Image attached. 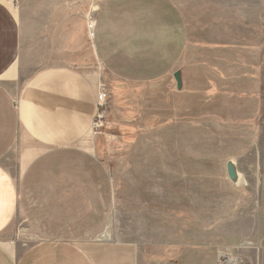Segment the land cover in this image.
I'll list each match as a JSON object with an SVG mask.
<instances>
[{"label":"rangeland","instance_id":"374dc122","mask_svg":"<svg viewBox=\"0 0 264 264\" xmlns=\"http://www.w3.org/2000/svg\"><path fill=\"white\" fill-rule=\"evenodd\" d=\"M172 1L187 30L180 88L173 73L130 82L106 70L92 43L106 0L55 18L54 60L93 70L105 101L86 138L88 160L44 161L24 177L20 210L0 233L14 255L44 240H114L135 244L137 264H224L223 255L264 264L261 0H248L246 16L221 1Z\"/></svg>","mask_w":264,"mask_h":264},{"label":"crops","instance_id":"0c3cea01","mask_svg":"<svg viewBox=\"0 0 264 264\" xmlns=\"http://www.w3.org/2000/svg\"><path fill=\"white\" fill-rule=\"evenodd\" d=\"M84 1L0 0V233L15 220L24 177L39 163L74 155L88 160L93 153L85 146L97 110L98 79L93 70L56 62L52 50L55 18L81 15ZM215 1L235 11L229 15H247L240 10L248 0ZM262 2L255 8L260 7L259 16ZM186 40L183 14L172 0H106L92 32L99 61L130 82L175 72ZM40 49L46 56L38 55ZM8 154L15 168L5 165ZM0 264H137V249L128 241L44 240L14 255L0 243Z\"/></svg>","mask_w":264,"mask_h":264},{"label":"built area","instance_id":"2783aa9c","mask_svg":"<svg viewBox=\"0 0 264 264\" xmlns=\"http://www.w3.org/2000/svg\"><path fill=\"white\" fill-rule=\"evenodd\" d=\"M96 101H97V110H96L95 118L92 122V125L95 123L96 118L100 117L99 108L103 105V103L105 101V94H104L102 88H99V90L97 91ZM220 261L223 262L224 264H232L233 259L230 256L223 255L222 258L220 259Z\"/></svg>","mask_w":264,"mask_h":264},{"label":"water","instance_id":"95a60500","mask_svg":"<svg viewBox=\"0 0 264 264\" xmlns=\"http://www.w3.org/2000/svg\"><path fill=\"white\" fill-rule=\"evenodd\" d=\"M173 77L176 81L177 88H180L181 87L180 72L178 70L173 72ZM226 168H227V174H228L229 179L232 181H235V179L237 178V171L234 168V165L228 162Z\"/></svg>","mask_w":264,"mask_h":264},{"label":"bare ground","instance_id":"6f19581e","mask_svg":"<svg viewBox=\"0 0 264 264\" xmlns=\"http://www.w3.org/2000/svg\"><path fill=\"white\" fill-rule=\"evenodd\" d=\"M109 232L108 231H105L104 233H103V236L102 237H104L105 239H107V238H109Z\"/></svg>","mask_w":264,"mask_h":264}]
</instances>
